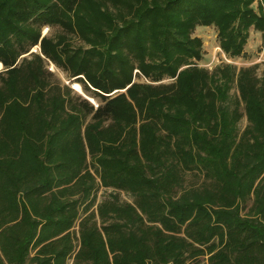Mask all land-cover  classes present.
Listing matches in <instances>:
<instances>
[{
	"label": "trees",
	"instance_id": "obj_1",
	"mask_svg": "<svg viewBox=\"0 0 264 264\" xmlns=\"http://www.w3.org/2000/svg\"><path fill=\"white\" fill-rule=\"evenodd\" d=\"M254 3L0 0V264H264V61L194 33L239 56Z\"/></svg>",
	"mask_w": 264,
	"mask_h": 264
},
{
	"label": "rangeland",
	"instance_id": "obj_2",
	"mask_svg": "<svg viewBox=\"0 0 264 264\" xmlns=\"http://www.w3.org/2000/svg\"><path fill=\"white\" fill-rule=\"evenodd\" d=\"M257 1L255 0L254 5H257ZM59 32L57 26H49V25H42L41 33L42 35L48 34L53 35ZM194 33L199 36L202 39V48L203 53L201 59L198 61L200 65H204L206 67L212 68L215 64L221 63L222 61H227L235 64L237 67L240 66H247L251 65L253 63H261L264 61V36L259 30L254 29L253 27H250L249 30V36L247 38V41L244 45L243 53L239 56L229 57L227 56L223 50L218 45V39L216 36V29L213 25H198L195 28ZM78 43V40H75V43ZM38 51L39 46L35 45L33 46L31 50ZM226 57L225 60L223 57ZM2 65L0 64V67ZM47 67L54 72L57 78H59L64 83H67L69 86H71L76 92L83 95L84 97H87L92 103L95 105L98 104L99 100L95 97H93L89 92L84 90L81 84L79 82L75 81L74 77L67 78L65 71L62 70L60 67H57L52 62L47 63ZM261 68V67H260ZM259 68V69H260ZM135 69L134 71H136ZM135 80H144L142 76H136ZM76 82L80 85V89H77L74 87L73 83ZM232 91L234 88L231 89ZM246 124L245 116H243L240 121L238 122V126L242 128ZM111 191L110 188H104L100 187L97 191V198L101 199L104 195L109 193ZM120 197L122 199L131 200V197L125 193L120 192Z\"/></svg>",
	"mask_w": 264,
	"mask_h": 264
},
{
	"label": "bare ground",
	"instance_id": "obj_3",
	"mask_svg": "<svg viewBox=\"0 0 264 264\" xmlns=\"http://www.w3.org/2000/svg\"><path fill=\"white\" fill-rule=\"evenodd\" d=\"M73 85L75 88L80 89V85L78 83L74 82Z\"/></svg>",
	"mask_w": 264,
	"mask_h": 264
},
{
	"label": "built area",
	"instance_id": "obj_4",
	"mask_svg": "<svg viewBox=\"0 0 264 264\" xmlns=\"http://www.w3.org/2000/svg\"><path fill=\"white\" fill-rule=\"evenodd\" d=\"M223 58H224L225 60H228V61H230L229 59H226V57H225V56H224Z\"/></svg>",
	"mask_w": 264,
	"mask_h": 264
},
{
	"label": "water",
	"instance_id": "obj_5",
	"mask_svg": "<svg viewBox=\"0 0 264 264\" xmlns=\"http://www.w3.org/2000/svg\"><path fill=\"white\" fill-rule=\"evenodd\" d=\"M31 51H34V49H33V50H31Z\"/></svg>",
	"mask_w": 264,
	"mask_h": 264
}]
</instances>
